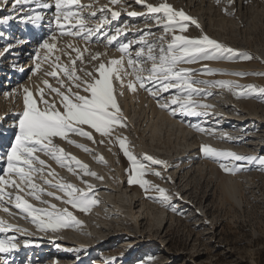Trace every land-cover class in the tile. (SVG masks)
Segmentation results:
<instances>
[{
  "label": "snow or ice",
  "instance_id": "obj_1",
  "mask_svg": "<svg viewBox=\"0 0 264 264\" xmlns=\"http://www.w3.org/2000/svg\"><path fill=\"white\" fill-rule=\"evenodd\" d=\"M232 2L234 0H230V3ZM134 3L142 6L144 11L132 10L126 11V14L130 17L145 18L144 29L134 24H124L114 29L106 27L126 10L127 5L124 0H110V4L118 6L120 10H111L107 4L100 8H96L95 5L81 6L77 0H0V8L7 7L9 13L0 17V24L19 20L21 23L37 26L44 19L43 10L55 9L51 22H54L56 27L40 43L32 69L43 78L40 84L32 89L27 86L18 89L17 94H22L23 108L16 114L15 126L18 131L14 135L10 150L5 154L4 171L9 178L0 175V203L4 202L5 197L9 203L14 200L15 208L21 213H26L40 231L58 230L61 227L80 223L67 207L57 209L56 205L42 200V195L46 194L62 200L65 205H70L72 209L81 212H88L98 201L90 197L88 192L72 184L53 183L47 177L54 176V170L50 169L46 160L41 159L38 154L50 158L69 171H74V162L83 175L102 179L95 172L89 171L88 167L76 157L70 156L59 147L55 142L56 138L67 141L89 154H92L93 149L77 143L71 137H82L93 144L118 145L130 162L128 183L139 185L146 193H155L156 195L149 198L167 209L178 211L172 199L173 196L180 198L179 193H169L167 189L146 178L151 175L170 181V177H165L154 167L161 166L166 170L169 167L168 162L147 153L138 157L130 142L119 131L126 127V117L114 95L113 81L117 82L121 89L118 94H123L125 87L132 91H136L137 87L143 89L156 100L162 110L170 112L173 117L177 114L185 117L209 115L207 110L213 106L202 101L213 95L210 91L213 88L228 89L238 98H248L257 91L253 85H241L232 80L199 78L216 75L244 76L245 73L225 72L209 67L207 63L200 68L185 67L202 62L250 60L252 57L249 54L209 37L203 32L196 18L186 14L182 9H176L168 0H155V2L134 0ZM71 5H76L80 12H83L85 7L91 10L86 16L80 17L73 11ZM148 25H154L159 30V35ZM190 26L200 30V34L192 36ZM133 28L136 29L133 39L118 41V37ZM3 36L4 33L0 32V37ZM65 37L83 40L86 44L102 45L105 49L114 47L120 55L109 59L105 51L90 53L85 58L79 47H73L75 57L66 51H61V56H68V63L62 64L61 56H55L51 65L42 67V60L46 62L49 59L47 53L56 51L59 41ZM13 47V44L8 43L0 48V56L9 54ZM41 50L46 53L43 58L39 54ZM85 62L90 64L91 68L83 67ZM127 77L134 79L126 83ZM49 78L56 80L57 85L53 86ZM259 92L264 94V89H260ZM165 93L169 95L165 96ZM190 127L203 134L214 137L216 135L214 129L201 127L198 124H190ZM97 134L99 139L96 138ZM219 139L230 142L233 138L222 134ZM201 151L204 158L217 163L230 175L249 171L252 166L264 171V156H246L204 144L201 146ZM99 160L103 162L102 157H99ZM46 168L48 172L47 176H44ZM33 173L44 176L43 184L63 192L66 199L55 196L52 191L45 192L44 188L33 182ZM8 186L15 191L5 192V187ZM26 188L28 195L41 204L48 205L51 210L33 207L24 200L19 193ZM87 188L91 191L92 185L88 184ZM24 231L0 221V233H12L6 238H0V254L15 250L19 243L16 234ZM23 243L27 245L28 240L25 239ZM3 264H7V260H4Z\"/></svg>",
  "mask_w": 264,
  "mask_h": 264
},
{
  "label": "rangeland",
  "instance_id": "obj_2",
  "mask_svg": "<svg viewBox=\"0 0 264 264\" xmlns=\"http://www.w3.org/2000/svg\"><path fill=\"white\" fill-rule=\"evenodd\" d=\"M170 1L176 2V0ZM215 1L217 6L220 0ZM225 1L227 3L229 1L228 4H230V0H224L223 3ZM253 1L254 4L248 1V10L255 12L254 15L257 14V16L251 21L249 33L244 34L240 30L236 44L238 48L245 46L244 53L249 54L252 59H237L230 63L243 64L246 67L226 68L223 71L245 73L244 76H232L238 78L239 80L235 81L241 85L255 86L253 82L262 83L264 70L255 69L249 65L252 61H256L253 56L254 50L264 48V0ZM127 4H132V2ZM226 6L221 7L223 12L221 15L227 13L225 17L227 15L235 17L234 13L227 12L228 6ZM215 28L218 29L219 26ZM155 31L159 32L157 28L154 29ZM224 32L227 31L223 28V35L227 37ZM251 39L253 41L251 45H248L246 41ZM216 67L214 68L217 69ZM263 86H255L257 91L248 98H238L233 92L231 94L224 89H218L219 87L213 88L211 91L213 95L207 97L215 103L212 105V102H208L213 106L207 110L210 113L207 115L208 120H211L210 123L213 124L216 133L223 132V130L229 133L233 139L228 143L233 147L230 146L228 149L224 145V147L212 146L209 141L204 145L231 150L246 156H264V94L259 92L260 89H264ZM253 105L257 112L251 110ZM131 116L133 117L130 118L128 124H134L140 137L142 125L137 122L136 114L132 112ZM186 121L188 122L189 119L186 118ZM171 127H174V124L167 123L166 127L158 129L157 136L151 140V150L158 154H169L175 161L169 172H176L174 183L179 189L180 198L173 196L172 203L178 211L174 212L161 206L160 203L149 198L156 194L146 193L142 189L146 194L144 197L150 201L151 214H145V212L140 214L143 209L139 207L138 202H135V197L132 201V212L134 216L139 214L137 220L140 234H133L135 233L133 223L129 226L124 224L120 218L121 215L114 218L119 214L118 210H114L112 213L115 214L111 217L103 213L102 220L93 222L90 218H86L88 220H85L86 223H80L79 229H81L78 231L72 228V225L65 226L68 231L75 229L76 235L83 236L81 239L84 241L107 236L106 242L97 241L100 244L93 249L92 253L87 252L85 256L83 254L86 252L73 250L75 245L80 243L73 239L70 240L69 238L74 236L67 234L64 239H58L50 245L33 249L31 261L28 263L70 264L85 256L83 264H264V171L252 166L249 171H240L235 175L227 174L217 163L204 158L201 151L202 144L191 148L181 137L177 140L175 135H170L171 140L169 139L167 143L160 141L159 137L166 136V130ZM130 129L132 130V127L128 130L131 131ZM148 135L149 133L144 138L146 139ZM134 140L132 138L130 144L135 147L136 141ZM135 154L138 157L142 155L139 151ZM188 161L192 164V169L187 166ZM206 164L215 170L212 167L211 170ZM197 165L201 167L196 169ZM154 167L162 172L161 167ZM187 169L189 171L187 176L182 178L181 174H185ZM163 175L166 177L164 173ZM154 180L155 184L172 193L170 181H164L155 176ZM103 190L98 191H102L105 196L108 195L106 197L113 200L118 207H124L128 200V188L126 192L121 185L108 192ZM98 191L89 194L98 201L97 204L83 214L87 215L94 208L101 206L98 194H96ZM229 191L231 195L226 194ZM93 223L96 224L97 229L91 227ZM126 227L130 230L126 231ZM88 231L89 233H86ZM101 253L105 254V261L100 259ZM16 257V260L9 264H25L29 260L26 252Z\"/></svg>",
  "mask_w": 264,
  "mask_h": 264
},
{
  "label": "bare ground",
  "instance_id": "obj_3",
  "mask_svg": "<svg viewBox=\"0 0 264 264\" xmlns=\"http://www.w3.org/2000/svg\"><path fill=\"white\" fill-rule=\"evenodd\" d=\"M223 1L224 0H220V3H218L217 6L215 5L216 2L215 0H176V2H171L169 0L168 2L172 4L176 9H182L186 12V14L196 18L199 24L201 25V29L203 30V32L207 34L209 37L216 39L218 42H221L224 45L229 46L235 50L244 52L245 46L242 47L239 46L240 48H238V45L236 46L237 37L238 34H240V30L244 34L245 32L247 33L250 32L249 27L251 21L255 20L257 14L254 15L255 12L252 13L248 10L249 9L248 1H251L252 3L254 1L234 0V2L230 4H228L229 1L228 3L226 1L223 3ZM124 2L127 5L126 10L122 11L120 17H118L116 20L111 21L110 25L106 27L114 29L115 27L122 26L124 24H134L140 29H144L146 27L144 23L145 18L139 16L130 17L126 14V11H132V10H135L137 12L144 11L143 7L140 5H136L134 3V0H124ZM128 2L129 3L132 2V4H127ZM77 3L81 6L95 5L96 8L103 7L104 5L107 4L109 5L111 10H120L118 6L111 5L110 0H77ZM225 5L228 6L227 12L231 14L234 13L235 17H231L229 15L225 17V15L227 14L225 12L226 10L224 11L226 14H222L224 16L221 15L222 12L221 7L223 6L222 8H224ZM31 7H35V5H31ZM70 7H72L73 11L77 12L80 17L86 16L87 13L91 10L85 7L84 11L80 12L79 9L76 7V5H71ZM54 10H55L54 8L43 10L45 12L44 19L37 26H33L31 23H21L19 22V20H14L7 24H0V32L4 33V36L0 37V48L4 47L8 43L13 44L14 46L9 54L0 56V175H4L6 178L9 177L8 174L4 171V169L6 168L5 154L10 150L11 144L14 142V135L16 131H18V129L15 126L16 114L21 112L23 108L22 94H17L18 89H21L24 86H27L30 89H32L37 85H39L41 79L43 78L42 75L34 73L32 69L34 68L35 65V56L40 43H42L43 40L50 35L51 30L56 27L55 23L51 22L52 14ZM8 14L9 13L7 7L0 8V17ZM138 22L140 23L137 24ZM86 23H89V21H86ZM148 26L152 27L153 31L156 28L154 25H148ZM215 26H219V28L216 29ZM234 27H236V29ZM223 28L224 30L227 31L224 32V34H226L227 37L223 35ZM135 31H136L135 28L128 30L124 35L118 37V41L123 42L133 39V33ZM155 32L157 33V35H159V32L157 31ZM190 32L192 36H197L200 34V30L195 29L194 27L191 26H190ZM21 41H23V43H21ZM252 41L253 39L246 41V43L248 45H251ZM115 44L116 42H114V45ZM73 47H79L81 49L82 55L85 58H87L90 55V53L105 52V51H107L108 53L107 58L109 59L119 57L120 55L119 52L115 51L114 47L110 49H105L102 45L86 44V42L83 40L65 37L63 40L59 41L58 48L56 51L47 53V55H49V59L46 62H43L42 60V67L46 68L49 65H51L52 58L55 56H61L62 50L66 51L67 53L75 57L76 53L72 50ZM253 53H254L253 56H255L256 61L255 60L252 61L251 65L249 66H252L255 69L264 70V48L255 49ZM39 54L41 58H43V56L46 53L43 50H41ZM61 62L62 64L68 63V56L62 55ZM77 63L78 64L80 63L79 60L77 61ZM204 63H207L208 66L212 68L218 66L219 69L221 70L226 68L234 69V68L246 67V65L243 64H233L230 62H202L200 64L185 65V67L200 68L203 66ZM82 66L91 68V65L87 64L86 62ZM218 67L216 68L218 69ZM129 71L131 70L129 69ZM199 78L211 79V80H232V81L239 80L238 78L232 75H226V76L218 75L217 77L202 76ZM133 79L134 77H127L125 82L127 83L128 80H133ZM49 80L53 86L57 85L56 80H53L52 78H49ZM113 83L115 88L114 95H116L117 102L122 109L123 115L126 117V121H125L126 127L119 129V131L122 133L124 137L127 138V140L130 143L132 138L135 139L134 141H136V146L134 147L132 145L134 149V153H138V151L142 153V155L147 153L155 158L162 159L168 162L169 167L166 170L163 169L161 166L159 167H161L162 173H164L166 177H170L172 193H179L180 196L179 189L174 183L176 172L175 171L169 172L172 165H174L175 161L174 159L171 158L172 156L169 154L166 155L158 154L151 150L152 147L151 140L155 136H157V131L159 128L163 126L166 127L167 123L174 124V127L168 128L166 130L167 132L166 136H164L163 138L159 137V140L164 143H167L169 141L170 135H175L177 137V140L179 137H181V139L188 144V147L191 148L194 146H199L200 144L207 143V141H209L212 146L220 147L224 145L228 149L230 148V146L233 147L232 145H229L228 142H223L219 139V137L222 134L229 136V133L225 132L224 130L223 132L216 133L214 137L212 135L197 132L192 127H190V124H198L201 127L213 129L214 126L213 124L210 123L211 120H208V116L185 117L177 114L176 117H173L170 114V112L162 110L157 105L156 100L153 99L152 96H150L149 93L144 91L143 89H139L137 87L136 91H132L129 90L127 87H125L123 89V94H118L120 93L121 89L117 82L113 81ZM252 84H254L257 87H262L264 85V78L262 80V83L253 82ZM224 90L227 91V93H231V94L233 92V91H229L228 89H224ZM210 91H212V89H210ZM164 95L168 96L169 93H165ZM202 102L207 104L212 102V105L215 104L213 103V100H209L208 98H206ZM252 107L253 109L251 110L253 112L254 111L257 112V109L254 107V105ZM132 112L138 116L137 122H139V124L142 125L141 126V132L143 134V136L141 134L142 137L141 136L139 137V133L135 129L134 124L133 125L132 123L128 124V122H130V118L133 117L131 116ZM181 117L184 118L181 119ZM186 118L189 119L188 122L187 121L185 122ZM129 127H132V130L130 129L131 131L128 130ZM85 129L87 130V126H85ZM147 133H149V135L145 139L144 136H146ZM71 138L76 140L77 143L84 144L87 147L93 149L92 154L86 153L82 149L67 143V141L60 140V138H56L55 142L66 153H68L70 156L76 157V159H78L81 163L85 164L88 167L89 171L95 172L99 177H102V179H97L96 177L83 175L81 170L75 165L74 162H73L74 171H69L68 168L60 167L58 164H56L55 161L51 160L50 158L38 154L40 155L41 159L46 160L48 167L54 170L55 172L54 176H48L47 178L51 179L53 183L72 184L75 187L79 189H83L84 191L88 192V194L94 191H98L100 189H104L105 191L108 192L112 188L121 185V187H124L125 190L124 192H126L128 188L129 191L128 200L125 203L124 207L120 208L113 200H110L109 197H106L108 195L105 196L102 191L101 192L98 191L96 194H98V198L100 199L101 206L97 207L96 209L94 208L89 214L85 215L83 214V212H79L78 209H72L70 205H65L62 200H58L55 197H49L46 194H44L42 195L41 199L48 201L49 204L51 205H56L57 209H63L67 207L69 211L73 212V215L77 220L80 221V223L81 222L86 223L85 220H88L86 218H90V220H92L93 222H95L94 220H102L104 217L102 215L103 213H105L106 216L111 217L113 214H115L112 212L114 210H118L119 214L114 216V218L120 217L121 215L120 218L121 220L124 221V224L126 225L128 224L129 226L130 223H133L135 233L133 232L132 233L140 234L141 231L139 229V222L137 220L139 214L137 216H134L132 212V201L136 197L135 202H138L139 207L143 209L140 213L141 215L143 214V212H145V214H151V211L149 210L151 204L150 201L144 197V195L146 194L143 193L142 190L143 188H141L139 185L128 183V179H129L128 171L130 169V162L123 155L122 151L119 149V146L98 144V143L93 144L91 141H88L82 137L72 136ZM96 138L99 139L98 134ZM99 157L103 158V162L99 160ZM187 166H189V169L190 168L192 169V164L189 161L187 162ZM200 167H201L200 165L199 166L197 165L196 169ZM211 167L208 166V168L210 169ZM213 170L215 169L213 168ZM47 172H48V168L45 169L44 176H47ZM188 172L189 171L187 169L185 171V174L184 173L181 174V177L184 178L185 176H187ZM44 176L37 173H33V182L36 183L39 187L44 188L45 192L52 191L55 193V196L66 199L63 192L43 184L42 181ZM146 178L155 182L154 176L149 175ZM11 179H16V178L11 177ZM88 184L92 185L91 191H89L87 188ZM14 191L15 190L11 186L5 187V192H14ZM27 193H28V189L26 188L23 192H20L19 194L22 196L24 200H26L33 207L44 208L45 210H51L48 207V205L41 204L40 201H37ZM26 217H27L26 213H21L19 209L15 208L14 200L11 203H9L7 197H5L4 202L0 203V221H3L6 224H11L14 227L25 230L22 233L16 234L18 236L19 243L15 250L11 251L10 253L0 254V264H3L4 260H7V264L14 262L17 258L16 256L21 255L23 252H26L29 258V260H27L25 264H29L28 261H31L32 258L31 254L33 249L35 248L39 249L41 246L50 245V243H53L58 239L60 240L64 239L66 238L67 234H71L74 236L72 238H69L70 240L73 239L80 243L79 245H75L73 250H79V252L84 251L86 252L83 254L85 256H87L86 255L88 254L87 252L92 253L93 249H95L96 246H99L100 243H97L98 240H104L105 242L107 240L106 239L107 236H99L98 239L95 238L89 241H84L83 239H81L83 236L82 237L77 236L76 235L77 232L74 231L75 229L78 231L80 227L79 226L80 223L72 224L73 226L72 228H75L74 230L71 229L72 231L70 229H69L70 231H68L66 227H61L58 230L48 229L45 231H40L36 227V225L31 222V218L30 217L26 218ZM82 227L86 228V226H82ZM91 227L96 228L97 226L96 224L94 225L93 223ZM128 229H129L128 227L125 228L126 231L130 230ZM86 233H89V231ZM10 235H12V233H0V238H6ZM25 239L28 240L27 245L23 243ZM85 256L80 257L79 260L76 258L77 261L71 262L70 264H83V260L85 259L84 258ZM101 257L100 259L105 261L106 256L104 253H101ZM100 259L99 261H101Z\"/></svg>",
  "mask_w": 264,
  "mask_h": 264
},
{
  "label": "clouds",
  "instance_id": "obj_4",
  "mask_svg": "<svg viewBox=\"0 0 264 264\" xmlns=\"http://www.w3.org/2000/svg\"><path fill=\"white\" fill-rule=\"evenodd\" d=\"M226 194H228V195H231V192L229 191L228 193H226Z\"/></svg>",
  "mask_w": 264,
  "mask_h": 264
}]
</instances>
